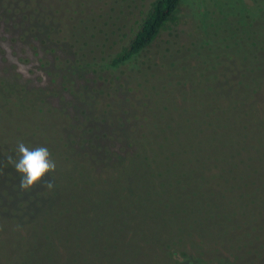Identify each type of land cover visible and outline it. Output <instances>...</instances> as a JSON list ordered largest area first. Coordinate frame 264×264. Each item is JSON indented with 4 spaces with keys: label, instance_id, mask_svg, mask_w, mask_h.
Returning a JSON list of instances; mask_svg holds the SVG:
<instances>
[{
    "label": "trees",
    "instance_id": "1",
    "mask_svg": "<svg viewBox=\"0 0 264 264\" xmlns=\"http://www.w3.org/2000/svg\"><path fill=\"white\" fill-rule=\"evenodd\" d=\"M6 1L35 10L32 24L25 25L35 38L39 36L36 31L46 23L43 17L49 15L50 6L55 3L0 0L1 50L3 41L12 37L10 17L15 15ZM201 1L154 0L141 21L135 23L137 28L126 44L112 56L85 66L81 83H91L93 92L104 93L111 104L107 118L98 125L101 128L107 123L112 128L105 144H98L89 128L79 125L82 113L72 103H65L64 115L73 127L77 154L82 158L101 150L100 157L93 155L99 161L94 173L117 174L115 183H108L104 177L99 182L90 175L91 189L106 195L101 217L106 221L104 233L92 224L83 229L92 245L106 256L105 261L97 259L94 264H261L254 256L257 248L263 250L264 258V5L253 7L258 15L247 28L253 33L259 31L262 39H251L246 54H230L226 61L216 52L210 58L209 53L200 51L206 61L202 70L197 75L186 67L177 71L179 81L170 86L179 97L163 105L160 113V107L145 94L142 106L123 96H142L143 88L129 83L131 68L150 60L147 53L181 7L186 6L189 11ZM209 8L200 5L193 8L195 15H188L195 23L192 36L196 30L200 37L209 24L213 25L212 19L210 23L200 22L201 14L209 12ZM253 11L246 13L252 16ZM88 12L79 6L74 11L78 18ZM30 45L26 51L32 49ZM188 45H196L195 39ZM223 49L229 50L231 45L226 43ZM40 66L50 73L58 69L50 61H43ZM116 72L127 73L126 80L123 76H117L121 83L111 80L109 73ZM104 81L116 89L106 90L100 85ZM195 94L201 102L192 105V109H198L196 116L186 107L195 101ZM70 95L64 88L62 97L67 99ZM50 175L57 176L49 174V178ZM35 188L38 191L29 211H14L13 218L3 219L2 213L9 208H1L0 252L6 253L9 260L0 259V264H19L20 255L13 261L3 244L16 239L26 245L37 215L48 213L55 206L51 189ZM5 194L14 199L8 186ZM220 228L228 230L222 233ZM50 243L48 250L57 260L54 264H81L70 240L60 246Z\"/></svg>",
    "mask_w": 264,
    "mask_h": 264
},
{
    "label": "rangeland",
    "instance_id": "2",
    "mask_svg": "<svg viewBox=\"0 0 264 264\" xmlns=\"http://www.w3.org/2000/svg\"><path fill=\"white\" fill-rule=\"evenodd\" d=\"M54 1L49 15L41 16L46 23L36 31L38 38L29 32L30 28H25V25L31 23L35 10L22 3L12 4L6 1L15 15L10 17L12 37L4 40L2 50L0 48V211L1 208H9L8 212L2 213V218H13L14 211H29L33 204L32 197L38 191L36 188L23 191L19 187L20 176L8 161L9 156L17 158V142H23L30 148L47 147L57 163V176L53 178L50 175L53 183L50 197L55 206L48 213L37 215L26 245L18 243L16 239H9L3 245L8 247L13 261L16 255H20L19 264H54L57 260L48 250L50 242L60 246L70 240V244L77 248L75 256L82 259L81 264H94L97 259L105 261L106 256L92 245L90 238L83 234V229L92 224L100 233H104L102 228L104 229L106 221L101 217L104 215L106 195L91 189L90 175L99 182L104 177L108 183H115L114 177L117 174H112L111 171L106 175L94 173V167L99 161L93 155L100 157L103 151L97 150L91 152V156L82 158L77 154L72 139L73 127L64 115L65 103H72L82 113L83 119L79 125L89 128L91 137H95L98 144L103 145L108 141L107 136L111 134L112 128L107 123L101 128L98 125H102V121L107 118V110L111 104L104 93L93 92L91 83L84 86L80 74L85 66L112 56L126 44L135 27L137 28L135 23L141 21L154 0ZM212 1L213 3L202 0L189 11L186 6L181 7L175 19L166 26L147 53L150 60L143 65L138 63L140 67L134 66L130 70L132 77L129 83L137 88L141 86L142 96L134 93L123 96H129V99L142 106L145 94L160 107L157 111L160 113L163 105H168L179 97V94L171 91L170 86L171 82L179 81L177 71L186 67L193 75H197L202 70L206 61L200 51L209 53L210 58H214L211 54L216 52L226 61L230 54H246L247 44L251 39H262L259 31L253 33L247 28L253 17L258 15L253 7L264 5V0ZM200 5L210 7L209 12L201 14L200 22L212 21L213 25L209 24L199 37L196 30L193 36L190 34L195 23L188 15H195L196 10L193 8H200ZM78 6L86 8L89 15L82 14L78 18L74 13ZM246 6L248 10L244 11ZM251 10H254L252 16L246 13ZM194 39L196 45L190 47L188 44ZM206 41L210 43L206 47L202 46ZM226 43L231 45V49H223ZM29 45L32 49L26 51ZM43 61H50L58 67L57 71L50 73L45 70L40 66ZM126 74L109 73L111 80L118 79L119 83L122 80L117 76H123V80H126ZM100 85L106 90L111 87L116 89L108 81ZM64 88L71 94L67 99L62 97ZM194 99L186 107L196 116L198 109H192V105L201 102L197 94ZM154 113L156 114V110ZM132 157L136 158L133 153ZM102 162L103 167L107 168L108 164H104V160ZM7 186L14 199L5 194ZM36 214L34 212L33 215ZM220 229L222 233L228 230ZM262 253L263 250L257 248L254 254L261 264L264 263ZM0 259L8 261L9 256L0 252Z\"/></svg>",
    "mask_w": 264,
    "mask_h": 264
},
{
    "label": "clouds",
    "instance_id": "3",
    "mask_svg": "<svg viewBox=\"0 0 264 264\" xmlns=\"http://www.w3.org/2000/svg\"><path fill=\"white\" fill-rule=\"evenodd\" d=\"M16 155V159L9 156L8 161L20 176L19 187L23 191L31 190L37 186L48 189L53 187L49 174L56 172L57 163L47 147L30 148L23 142H17Z\"/></svg>",
    "mask_w": 264,
    "mask_h": 264
}]
</instances>
